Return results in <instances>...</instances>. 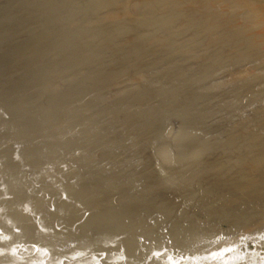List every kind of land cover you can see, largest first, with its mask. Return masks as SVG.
I'll list each match as a JSON object with an SVG mask.
<instances>
[{"label": "bare ground", "instance_id": "1", "mask_svg": "<svg viewBox=\"0 0 264 264\" xmlns=\"http://www.w3.org/2000/svg\"><path fill=\"white\" fill-rule=\"evenodd\" d=\"M0 109V264H264V0H0Z\"/></svg>", "mask_w": 264, "mask_h": 264}, {"label": "water", "instance_id": "2", "mask_svg": "<svg viewBox=\"0 0 264 264\" xmlns=\"http://www.w3.org/2000/svg\"><path fill=\"white\" fill-rule=\"evenodd\" d=\"M61 87H64V84L61 83V82L60 83L57 82V85H55V87H53V89L54 88L59 89ZM46 105H47V103L45 101H42L39 104L38 108H41V107L44 108ZM1 114H2V111L0 109V116H1ZM103 232H104V230L102 231V229L101 230L99 229V231H98V229H92L90 233L84 234V235H82L81 237H79L77 239H70V240L67 239V240L64 241L65 244L63 245V247H60L59 248V251H68V252H70L72 249H75L76 247H79V246L86 245L88 242H90L91 240H93L94 239V236H95L94 233L95 234H98V236L99 235H102L103 236ZM78 240H82V242L81 241H78ZM84 240H90V241H85L84 242Z\"/></svg>", "mask_w": 264, "mask_h": 264}, {"label": "rangeland", "instance_id": "3", "mask_svg": "<svg viewBox=\"0 0 264 264\" xmlns=\"http://www.w3.org/2000/svg\"><path fill=\"white\" fill-rule=\"evenodd\" d=\"M39 103H40V102H39ZM239 124H240V123H239ZM196 126H198V125H195L194 127H196ZM207 126H209V125H204V127H207ZM188 141H190V140H188ZM242 143H243V142H242ZM242 143L239 142V143H236L235 145L238 146V147L240 148V145H241V146L244 145V144H242ZM239 144H240V145H239ZM192 145H195V143H193ZM217 145H218V146H217ZM220 145H221V146H220ZM235 145H234V146H235ZM223 146H224L223 143H220V142H218V141L216 142V140H215V143H214V141H213L212 147H214L215 149L211 147L209 151H213V152L216 151L218 154H217V153H214V154H213V153L211 152V153H210L211 155H210V158H209V161H210V162H212V163H213V162H216V161L219 160V158H221L222 155L219 153V150H220L221 147H222V149H223ZM219 147H220V148H219ZM235 148H237V147H235ZM216 149H217V150H216ZM237 149H238V148H237ZM214 150H215V151H214ZM219 155H221V156H219ZM211 156H212V157L214 156V157L211 158ZM215 156H216V157H215ZM217 156H218V157H217ZM208 163H209V162H208ZM227 222H228V221H226V223H227ZM226 223H225V222L222 223V224H221V228H223V229H228L227 227H229V226H228V223H227V224H226ZM229 228H230V227H229ZM233 231H235L234 228H233ZM251 241H252V240H249L248 243H247L248 248H249V251L246 250V252H248V253H253V252L256 253L255 251L257 250V249H256L257 247H256L255 243H252L253 241H252V242H251ZM251 243H252V244H251ZM250 247H251V248H250ZM253 250H254V251H253ZM251 251H252V252H251ZM260 252H261V254H264V249H263V250L261 249Z\"/></svg>", "mask_w": 264, "mask_h": 264}]
</instances>
